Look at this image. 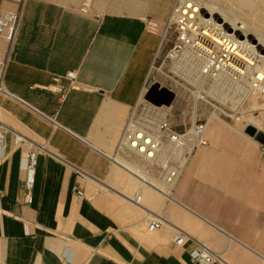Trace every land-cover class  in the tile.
Listing matches in <instances>:
<instances>
[{"label": "crops", "instance_id": "1", "mask_svg": "<svg viewBox=\"0 0 264 264\" xmlns=\"http://www.w3.org/2000/svg\"><path fill=\"white\" fill-rule=\"evenodd\" d=\"M104 1L24 0L14 38L0 36V264H198L197 244L214 264H264V142L208 121V146L172 199L116 153L159 43L147 18L164 21L172 5L144 0L143 14L101 11ZM15 8L0 0V12Z\"/></svg>", "mask_w": 264, "mask_h": 264}, {"label": "built area", "instance_id": "2", "mask_svg": "<svg viewBox=\"0 0 264 264\" xmlns=\"http://www.w3.org/2000/svg\"><path fill=\"white\" fill-rule=\"evenodd\" d=\"M2 1H9L16 5L14 10L0 12V36L11 42L16 33L24 0ZM200 3V0H175L168 22L169 25L175 26L177 32V42L173 47L174 54L181 56L184 62L188 61L187 64L190 60L191 63L189 64L191 65L197 60L204 59L203 62L197 63V67L200 74L209 76L220 71L222 63L229 56V53L220 46H215L203 47L188 55L187 51L191 49V43L204 38L203 34L200 33L202 30L198 28L194 18V15L202 13ZM191 15L193 16L191 17ZM238 74H243L242 70ZM65 77L70 81V86H74L75 72L69 71ZM248 88L264 93V83L260 82L258 74L255 75V79L249 81ZM162 107L164 106L153 105L144 99L139 100L130 109L116 146L117 154L129 153L132 157L143 161L142 165H135L132 169L128 168L132 174L140 179L142 185L151 186L149 178L163 184H174L181 176L184 164L189 160L192 153L199 147L208 146L206 138L207 120L194 121L186 130L178 132L168 127L167 116ZM2 139L3 131L0 128V143ZM166 141L175 148L159 158L160 149ZM24 168L25 186L30 188L34 182L36 168L35 152L30 151L25 155ZM158 191L167 199L173 198L171 193L162 189H158ZM72 192L78 197H83V191L78 186L74 185ZM27 201L30 203L31 199L28 198ZM157 226L158 222L152 220L148 223L147 230L153 231ZM174 240L176 243H181L182 237L176 236ZM190 257L198 264H214L220 261V257L211 252L204 244H197V247L190 251Z\"/></svg>", "mask_w": 264, "mask_h": 264}, {"label": "rangeland", "instance_id": "3", "mask_svg": "<svg viewBox=\"0 0 264 264\" xmlns=\"http://www.w3.org/2000/svg\"><path fill=\"white\" fill-rule=\"evenodd\" d=\"M86 1L87 0H85V4L82 5L83 9L88 10L94 8L93 6L96 0ZM137 1L139 3H137ZM168 2L171 3L172 7L164 21H156L149 17L147 18L150 30L159 37V43L147 75L146 88L150 84L156 82L173 91L175 96L171 105L162 107V110L167 113V125L172 130L183 132L194 121H211L215 119L211 116V114L214 113L217 116L216 122H221L227 127L232 126L230 127L232 130L235 128V131L236 129L240 131V129L246 125L243 120L251 119L257 115L259 116L260 112L263 115L264 108L258 104L250 103L249 100H246L243 104L236 101L240 93H238L237 89L233 86L227 85L226 87H222V89L215 88L213 93H205L201 90H208L211 86L210 82H212L213 79H205L204 83H199V85L189 77L187 79L188 70L183 64L185 62L182 60L181 56L174 54L175 51L173 50L177 42L176 29L173 24L169 25L168 22L175 0H160V6L166 5ZM200 2L203 3L204 6L215 5L219 8L218 10H220V12L226 13L227 15L230 14V16H234L237 20L240 18V21L248 23L254 22L252 17L254 16V9L256 6H259L255 0V5H251L250 3L247 5L240 0H200ZM151 6L152 5L147 2L145 4L144 0H118V4H115L113 0H106L98 6V8L101 11L117 12H121L128 8L132 13L145 14ZM137 8H139V11H137ZM183 73L185 75H183ZM220 92H222L224 102L220 100L217 101L214 97L221 96ZM198 95L202 97H198ZM261 97V102H263L264 96ZM143 99L142 96L140 100L142 101ZM238 99L241 98L239 97ZM236 117H240V120H236ZM256 128L264 133V121H261L260 125ZM124 162L125 161H123V163Z\"/></svg>", "mask_w": 264, "mask_h": 264}, {"label": "bare ground", "instance_id": "4", "mask_svg": "<svg viewBox=\"0 0 264 264\" xmlns=\"http://www.w3.org/2000/svg\"><path fill=\"white\" fill-rule=\"evenodd\" d=\"M240 1L246 3L247 5L248 3L255 5V2L259 4V6H256L254 9V16H252L254 20L253 23L240 21V18L237 20V18L230 16V14L227 15L226 13L220 12L217 6H204L203 3H200L203 9L202 13L200 15H194L196 24L198 28L202 30L200 33L203 34L204 38L193 41L190 46L191 49H188L187 53L188 55H191L192 51L197 52L203 47L209 48L220 46L229 53V56L223 61L220 71L217 74L209 76L200 74L197 63L203 62L204 59L197 60L193 65L189 64L191 63L190 60L188 64V61L183 64L188 70L189 76H186L187 79L189 77L192 79V81L196 82V84L198 83L199 85V83H204L205 79H213V81L210 82V88L208 86V90L202 89L201 91L205 93H213L215 88L222 89V87H226L227 85L233 86L235 89H237L238 93H240L238 98L240 97L241 99L237 98L236 101L243 104V102L249 100L250 103L252 102L254 104H258L264 108V99L263 102H261V96H264V93L248 88L249 81L255 79L256 74H258L260 82L264 83V0H255V2L254 0ZM194 11H196V9H194ZM192 16L193 15H191V17ZM240 70H242L243 74H238ZM183 75L185 74L183 73ZM220 93L221 96L214 97L217 101L220 100L224 102L222 92ZM198 97L202 96L198 95ZM260 113L259 116L257 115L251 119L247 118L248 120L244 118L245 120H243V122L246 123L244 128L247 125H250L253 128H256L258 125H260L261 121H264V114L262 115V113ZM211 116L217 119V116L214 113H212ZM236 120H240V117H236ZM174 148L175 147L170 142L166 141L160 149L159 158L161 155L168 153ZM126 156L127 158L132 157V155L129 153L128 155H125V157ZM138 160L137 158H131L130 160L125 161L123 164L126 165V167L131 168L132 165L134 166V164H138L136 162ZM187 162L188 161H186V163ZM140 163H143V161L140 160ZM149 181L151 183V187L157 191L158 189H162L165 192L171 194L173 193V187L176 184V182L174 184H163L153 180L152 178H149Z\"/></svg>", "mask_w": 264, "mask_h": 264}, {"label": "water", "instance_id": "5", "mask_svg": "<svg viewBox=\"0 0 264 264\" xmlns=\"http://www.w3.org/2000/svg\"><path fill=\"white\" fill-rule=\"evenodd\" d=\"M203 10V9H202ZM173 91L168 88L160 85L159 83L150 84L146 91L144 92L143 98L147 102L156 105V106H170L174 99ZM243 132L256 139V141L263 143L264 142V133L259 131L256 128L247 125Z\"/></svg>", "mask_w": 264, "mask_h": 264}]
</instances>
